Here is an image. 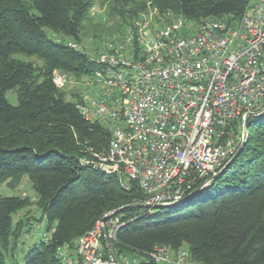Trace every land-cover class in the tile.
<instances>
[{"label": "trees", "instance_id": "obj_1", "mask_svg": "<svg viewBox=\"0 0 264 264\" xmlns=\"http://www.w3.org/2000/svg\"><path fill=\"white\" fill-rule=\"evenodd\" d=\"M249 1L116 2L129 9L132 20L122 24L127 29L146 4L159 15L198 23L207 18L239 20ZM88 6L84 0H0V183L27 177L37 196L38 222L48 236L28 249L22 264H62L58 248H73L105 214L141 199L135 187L124 190L116 177L82 164V158L106 153L109 133L83 120L78 95L69 93L68 100L53 83L54 71L80 80L95 70L85 51L67 46L79 43ZM12 91L15 105L5 97ZM28 205L26 199L0 197V264H8L7 255L9 260L15 257L10 253L31 229L25 216L15 223L12 218ZM120 216L126 224L113 244L117 253L167 246L173 251L186 248L200 264H264V114L248 120L240 154L197 196L173 208H132Z\"/></svg>", "mask_w": 264, "mask_h": 264}, {"label": "built area", "instance_id": "obj_2", "mask_svg": "<svg viewBox=\"0 0 264 264\" xmlns=\"http://www.w3.org/2000/svg\"><path fill=\"white\" fill-rule=\"evenodd\" d=\"M168 19L142 39L139 27L127 28L115 52L87 54L95 70L77 94L83 120L109 133L106 153L82 164L116 177L124 190L135 187L134 204L147 210L181 202L222 169L237 151L244 116L264 108V0H250L239 20ZM53 83L62 89L68 75L54 71ZM125 224L120 214L101 218L56 256L62 264H200L181 249L172 259L167 246L117 253Z\"/></svg>", "mask_w": 264, "mask_h": 264}, {"label": "rangeland", "instance_id": "obj_3", "mask_svg": "<svg viewBox=\"0 0 264 264\" xmlns=\"http://www.w3.org/2000/svg\"><path fill=\"white\" fill-rule=\"evenodd\" d=\"M84 1L89 2V6L77 46L80 47L81 51H85L86 54L92 56H96L104 52L117 51L116 49L120 46L122 41L121 39L128 32L127 29H123L122 24H124L125 19H129L130 21L132 20L131 18H128L129 15H127L129 10L128 7H122L120 2H116L117 0ZM131 10L132 8L130 11ZM168 18H172L174 23L179 25V17H167L165 15H159L155 8L149 4H146L145 10L139 13V16L134 21H132L133 25H130L128 28H134L135 31L139 27L138 32L141 31L142 39L143 37L152 34V29L156 28V24H160L162 21H168ZM190 25L191 24H188V26H183L181 29L187 32L189 29H191ZM150 27L152 29H150ZM140 44L141 41L135 42L136 46ZM18 58L23 61H32L36 65L41 64V61L36 58L28 59L22 56H18ZM62 90L66 93V98L70 100L69 93H75L74 95H77L82 90V86L80 85L79 80L68 77V83L62 88ZM5 97L10 104H16L15 92H8ZM238 138L240 142L241 133L238 134ZM0 197H19L26 199L29 203L27 209L17 212L12 218L15 223L20 217L25 216L32 225L31 229L27 237L24 235L19 239L18 243L20 247L18 250L14 253H10V255L14 254L15 257H12L11 260H9V255H7L6 259L8 264L21 263L24 254L29 248H31L33 245H38L41 241H46L48 237L45 234L44 223L38 222L40 215L36 207L37 196L27 177L20 176V178L13 177L0 183ZM25 217L23 219H26ZM180 251L188 253L186 248H181ZM168 253L172 259H175L177 255L176 251H169Z\"/></svg>", "mask_w": 264, "mask_h": 264}, {"label": "water", "instance_id": "obj_4", "mask_svg": "<svg viewBox=\"0 0 264 264\" xmlns=\"http://www.w3.org/2000/svg\"><path fill=\"white\" fill-rule=\"evenodd\" d=\"M263 113H264V108L259 109L256 112L246 114L244 116L243 121H242V129H241V141L239 142V146L237 148V151L225 163V165L222 167V169H220L217 173H215L209 179H207L205 181H201L198 184H196L189 192H187V194L184 196V198L181 200V202L175 203V204H170V205H154V206L151 207V209L159 210V209H163V208H173V207L179 206L181 204H184L185 202H187V201L191 200L192 198H194L195 196H197L209 184H211L212 182L216 181L222 175V173L232 164V162L237 158V156L240 154L242 148L244 147V145L246 143V140H247V124H248V120L251 119V118L260 116ZM132 208H143V206L142 205H138V204H130V205L124 206V207H122L120 209H117V210L112 211V212H110L108 214H105L102 217V220L105 221V220H107L109 217H111L113 215L120 214L124 210L132 209ZM146 208H149V207H146Z\"/></svg>", "mask_w": 264, "mask_h": 264}]
</instances>
